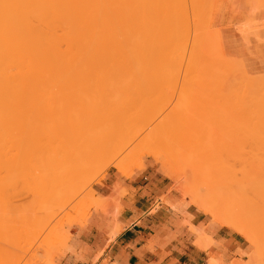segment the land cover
<instances>
[{
  "label": "bare ground",
  "instance_id": "bare-ground-1",
  "mask_svg": "<svg viewBox=\"0 0 264 264\" xmlns=\"http://www.w3.org/2000/svg\"><path fill=\"white\" fill-rule=\"evenodd\" d=\"M178 1L179 0H177V2H176V0H174L173 1L174 3H173L172 1L170 2L169 0H0V126H2V123L4 122V117H3L4 109L9 108L11 110L14 107L16 109H18L19 107H21L22 104H25V105L27 104L28 108L33 109L31 111V113H29V114L31 117L34 118L33 120L35 121V124H36L34 132H35V130H37V132L34 133V135L32 132L31 136L29 135L31 133L24 132V134L27 133L25 135V137L28 135L27 139L29 137L28 140H29V142H33L32 144H33L35 149L33 148V151L31 150V148H30L31 146H29L31 143L28 145L27 144L28 142L26 143V141H28V140L25 141L26 138L21 140V142H23L24 144L29 146L30 150H28V151H31V152H30V156H29L30 159L27 157L29 160V164L26 166L27 169H26V167L22 168V170H20L21 167L19 169V171L23 172V174L26 172L24 175V178H25L26 174L28 176L29 172L31 173V175L30 174L29 175L31 176L30 178L32 180L31 181L32 184H30L28 182H26V183L24 182V183L26 185L29 184L28 186L30 187V189L31 190L34 189L33 192L37 191L38 189L40 190V188L42 186L52 182L53 178H55V177H59V178L66 177L67 176L66 174H70V173L74 172L75 170L79 169L80 165H83L82 161H84V160L88 159V161L90 162V159H91V164H92V162H94V160H96L98 157L104 158L106 156V158L108 157L107 158V164L108 165H110L111 163L113 164L114 160H112L113 158L109 157V155L110 154H114V155L118 154V152L124 150L125 144H126L125 146H127V144H129L128 142H126V143L124 142L125 139H127V138H125L123 136L126 128L128 127L127 126L128 125V117H130L129 113L130 112L136 113L139 109L138 110L135 109L136 104H138V102H136V100H134V99H131L132 97L130 98L128 95L129 94L133 95L136 93V91L137 92L142 91L139 88L140 86L137 87V84L134 81L137 80L138 78H142V77L148 78L147 75H149L150 77L156 76L154 78H157L160 75V73H162V71H164V70L159 69V67L161 66V63L158 65V69L156 68L157 70H155V71L151 70L150 71L148 69L149 62H147V60H152V62L155 60L156 62H154V63L160 62L159 60H170L171 61V60H175L174 56H175V54H177L179 52V51L176 52L174 50L175 49L173 47L174 44L172 43V36L177 34L178 30H180L179 29L180 25L179 26L177 25L179 23V21L178 20L176 21V17H179V20H180V16H179L178 12L180 11L179 9L183 5L182 3L184 0H180L181 2L179 1V3H178ZM173 4L175 6H173ZM176 4L178 6H176ZM180 4H182V5H180ZM152 10H154V11H152ZM181 10H182V8H181ZM186 10H188V9H186ZM207 17H208V15H207ZM191 19H192V17H191ZM165 20H166V22H165ZM192 22H194V20ZM172 30L174 31L173 35L171 32ZM205 31H206V29L201 31L203 33H201V32L200 33L204 35ZM188 33H189V31H188ZM192 33H194V32H192ZM196 33H194L193 35H195V34L198 35V30ZM193 35H192V39L193 38L196 39L197 36L195 35V37H193ZM216 35H217V33H216ZM263 35H264V33H263ZM162 38L167 39V41H166L167 43L163 40L166 43V45H165V43H163V41H161ZM179 39H180V37H179ZM192 39H191V41H192ZM197 39H199V38H197ZM217 39H216V41H217ZM198 41H200V39ZM198 41H196V42H198ZM204 41H206V40H204ZM208 43H210V40L208 42H206L207 51L208 50L210 51L212 49H208V47L210 46L209 48H211V44H208ZM194 44L196 45V48L197 47L200 48V46H198L197 43L194 42ZM150 45H152V46H150ZM183 46H185V45H182V46L180 45V47H183ZM193 46L194 45H192L191 48ZM214 46H215V44H214ZM218 46L219 45H217V47ZM176 47H178V46H176ZM199 48L196 51H198V50L201 51ZM205 48L206 47H204L203 49H205ZM184 51L185 50L183 48V52ZM213 51H215V50H213ZM172 52L175 53L174 56H172L173 55ZM190 52H192V51L190 50ZM190 52H188V53H190ZM209 53H214V52H209ZM215 53H219V54H216V58H217V56H220V51L219 52L216 51ZM198 54H199V52H198ZM190 55L192 56L193 54H190ZM188 56H189V54H188ZM213 56H215V55H213ZM176 57H178V56H176ZM199 57H201V55ZM202 57H204V56H202ZM220 57L222 58L223 56H220ZM220 57L217 59L221 60ZM261 58H264V53L262 54ZM187 59H188V57H187ZM193 59H195V58H193ZM223 59H225V58L223 57L222 61H223ZM178 60H179V58H178ZM178 60H177V62L181 63V61H178ZM134 61H136L137 64L139 62L140 63L139 65L141 67L139 68L138 67L139 65L137 66V64H136L137 67L134 68L133 67L135 64ZM193 61H195V60H193ZM259 61H264V60H259ZM226 62H228V60ZM146 63L148 64V66ZM168 63H170V62H168ZM188 64H189V62H188ZM234 64H238L237 61L234 60ZM228 65H230V63ZM231 65L233 66V67L231 66L232 70H233V68H236V67H234L233 64H231ZM167 66L170 67L169 64ZM205 66H206V64H205ZM217 66H218V64H217ZM219 66H220V64H219ZM238 66L240 67L239 64H238ZM238 66H237V68H238ZM162 67H165V66L162 65L160 68H162ZM228 67H230V66H228ZM228 67H226V68H228ZM174 68L175 67L172 68L173 71H174ZM214 68L215 67H213V69H212L213 71H214ZM217 68L218 67H216L215 69H217ZM167 69L169 70L170 68H167ZM229 69H231V68H229ZM236 69H235V71H236ZM212 70H210V68H209V72ZM227 70L228 69H226V71ZM173 71H171V72H173ZM185 71H186V69H185ZM198 71H200V70H198ZM220 71H222V69ZM155 72H156V74L153 75V73H155ZM168 72L171 74L170 71H167V73ZM164 73H165V71H164ZM222 73H223V71L220 72V74H222ZM227 73H229V72H227ZM234 73H236V72H234ZM150 74H152V76ZM170 74H168V75H170ZM195 74H199V73H195ZM204 74H205V72H204ZM165 75L167 76V74H165ZM212 75H215V73H212ZM223 75H226V72ZM185 76H187V75H185ZM196 76H195V79H196ZM228 76H230V75H228ZM207 77L211 78V75L207 76ZM257 77L258 78H255L256 80L253 79L252 77H247L246 81L242 80L246 84H244L243 86L241 85L243 88L241 89L240 93L237 94L238 96L236 95L237 92H235L234 97L239 98V101H240L239 105L241 106L244 103V105H243L244 107L243 106L239 107V109L241 108V110L243 108V110H242L243 115H242L241 111L239 112V110H237V111L233 110L235 112L232 111L231 117L233 118V116H234L235 118H237L238 123L235 120H232V119L228 120L227 119L226 120L227 123L225 122V124H224L223 121L225 119L224 120H222V119L225 116H227V118H228L230 116L229 114L231 113V111L229 112L227 109V111H228L227 114L229 113L228 114L229 116H228V115H226V111L223 108H221V111H219L220 106L217 109L218 111L216 110L217 112H219L218 114H220V112L222 113V110H223V113H225V114H222V115H225L223 118L219 117V118H221L220 123H216V124L218 126H220V124L223 123V126H221V127H224L226 125V127L228 126V128L229 127L233 128L232 129L233 132L231 134L235 135L234 132H236V134H237V132L239 134L243 133V134L239 135L240 139H241V135H242L243 142H248L250 144V147H252L250 151H253L252 149H254V147H255V149H257L256 143L260 141L259 140L260 139V136H259L260 133H259L258 128L260 126H264V99H263L264 98V87L259 89L258 86L255 85L254 89L246 90L250 86L251 80H252V82L256 81V83L262 82L264 84V75L263 76H257ZM213 78H215V76ZM220 78H222V77H220ZM220 78H218V79H220ZM216 79H217V76H216ZM218 79H217V82H219ZM225 79L223 78V81H222L223 83H221V84H224V80H225V82L227 81L226 77H225ZM235 79H236V77H235ZM192 80H193V78H192ZM214 80L213 79L210 80V83ZM221 80L222 79H220V82H221ZM235 81H236V83L232 82V84L235 83L234 87H236L235 85L237 84L238 80H235ZM179 82H181V81H179ZM188 82H189V80H188ZM239 82L241 83L240 80H239ZM241 84H243V83H241ZM181 85H182V83H181ZM214 85H215V83H214ZM195 86H197V85H195ZM225 86L229 87L230 83H229V85H225ZM213 87H216V86H212V89H213ZM232 87H230V88H232ZM222 88H224V87L222 86L221 89ZM228 89L229 88H227V90ZM234 89L237 90V88H234ZM166 90H167V87H166ZM208 90H211V88L210 89L208 88ZM224 90H226V89H224ZM232 91H234L233 88L231 89V92ZM237 91L239 92V89ZM188 92H189V90H188ZM225 93H226V91H225ZM228 94H230V93L228 92ZM233 94H234V92H233ZM225 95H224V97H225ZM179 96H180V98L182 97V99H183L182 95L179 94ZM201 96L205 97L206 94H205V96H203V95H201ZM157 97H159V96H157ZM129 98L131 100H133V102L131 100L129 101ZM231 98H233V97H231ZM196 99H199V98H196ZM241 99L243 101H241ZM186 100H185V98H184V100H182V101H185V103H186V104L183 103L185 105V106H183L184 107L183 109L185 111L184 113L187 112L186 115L181 114V112L183 111L182 107L181 108L179 107L181 105V103L178 107H175V105H178V102L176 101L177 104L174 105V103H173V105L175 108H178V110H174L175 108L173 109V107H172V110L175 113L173 111H170L169 108H168V110L170 112L167 110L169 114L165 113L167 111L161 110L164 113L162 112L160 116L157 115L158 117L155 118L156 123L154 122L152 124L154 126H150V125L147 126V128L151 127L149 132H146L149 128L148 129L146 128V130H144L141 127L145 131V133L143 134L144 138H148L151 136L154 137L156 134V133H154V131L157 133L164 132L163 134H165L164 130L167 131L169 128H173V127L175 129L177 128L176 131L174 130L175 132H177V131L179 132L181 129H183L182 131H180V134H182V132H186V131L190 132L192 130V128H194V127H192L190 129V127L193 125V123L194 124L196 123V122H194V120L198 119L197 121L199 123L200 122L199 120L204 119L203 118L204 115L201 114V113H203L202 111H200L201 113L198 112L199 113L198 115H203L202 116L203 119H200L201 117L199 116L200 117L199 118L196 114L195 119L193 118L194 120L192 123L191 121H192V117H194V115L190 112L191 108H189V105H188V107L186 106L188 103H190V102H188L187 98H186ZM206 100H210V99H206ZM218 101H220V100L218 99ZM174 102H175V100H174ZM180 102H181V99H180ZM225 102H226V99H225ZM130 103H131V105H130ZM212 104H207L210 106V109L212 108L211 107ZM200 106H203L202 103L200 104ZM164 107H165V105H164ZM185 107H187L188 109L185 110L186 109ZM215 107L216 106H214V104H213L214 109H215ZM166 108H167V105H166ZM189 109H190V111H189ZM204 109H206V108H204ZM210 109H209V112L211 111ZM134 110L136 112H133ZM156 110L158 113L160 112V111H158V109H156ZM156 110H154V111H156ZM164 110H166V109H164ZM198 110H200V109H198ZM139 112L143 118H144V115L147 114V116H148V113H149L147 110H146V112L139 110ZM172 112L177 117L174 116L172 114ZM188 112L190 115L188 114ZM192 112L194 114L196 113V111H192ZM33 114L34 115L37 114V115L34 116ZM38 114H39V116H38ZM179 114H181V115H179ZM210 114L211 115L215 114L212 119H215L217 117V115H216L217 113H214V110H212L210 113H208L209 118H210ZM133 115L134 114H132V116H131V118L133 117L132 121H133V119L140 118V117L135 118ZM188 115H189V117H188ZM163 116H165V117L162 118V120H160V118ZM185 116H187V118ZM190 116H191V119H190ZM169 117L170 118L173 117L172 118L173 120L172 119L170 120L172 122L171 125H168L170 123ZM175 117L179 118L180 120L176 119ZM184 117L186 119L189 118L191 120L190 124L187 123L189 121H184L185 120ZM145 118H148V117H145ZM151 118L147 121L148 123L146 122L147 124H149L151 122V120H153ZM157 118L161 123L158 122ZM207 118H205L204 120L210 121L209 124H211L213 120H211V119L207 120ZM219 118L217 117V119H219ZM241 118H242V121L240 120V122H242V124L239 123V120H238ZM181 119H184V120L180 124ZM162 121H163V123H162ZM233 121L235 122L234 123L235 127H237V125H239L238 127L242 129V126H243L242 130H244V131L239 129L242 131V132H239V130L237 131L236 128H234V126L231 127V125L233 124V123L231 124V122H233ZM140 122H141V120H140ZM166 123H167V125H165ZM177 123H179V124H177ZM183 123H186V124H183ZM191 123H192V125H191ZM155 124L156 125L158 124V126H155ZM163 124H164V126H163ZM173 124H175V125H173ZM212 124L214 125V121ZM212 124H211V126H212ZM124 125H126V126H124ZM180 125H181V127H180ZM184 125H188V127H186ZM195 125H197V128H199L198 125L200 126L201 122L199 124L196 123ZM217 125H214V126H217ZM123 126L125 127V130H124ZM161 126L168 127V128L162 129ZM170 126H172V127H170ZM175 126H178V127H175ZM154 127H156V128H154ZM40 128H42V130ZM153 128L155 130H153ZM187 128H189L190 131L187 130ZM39 129L41 130L40 132H38ZM122 129L124 130V132ZM159 129H161V130H159ZM210 129H211V127H210ZM212 129H213V127H212ZM230 130L228 132H231ZM168 131L170 132V129ZM172 131H173V129H172ZM193 131H194L193 134H195V132H197L196 127H195V130L193 129ZM169 132H168V134H169ZM187 132L185 133V135L187 134ZM213 132H214V130H213ZM151 133L153 135H151ZM135 134L136 133H134V135ZM180 134H178V135H180ZM190 134H192V133L190 132ZM227 134L231 135L230 133H227ZM218 135H220V136H218ZM36 136H41L40 137L41 139L39 137H37V139H36L37 143H35L36 140H35V142L33 141L36 138ZM180 136L183 139L184 136H182V135H180ZM180 136H178V137H180ZM195 136H196V134L193 137H195ZM214 136L215 135H213V137ZM221 136H222L221 134H217L215 136V138L220 137L219 139L221 141H219V142H223V138H226L228 135L222 136V138H221ZM31 137H35V138L33 139ZM233 137H231V139L228 137L227 138L230 141V140H232ZM175 138H177V137H175ZM215 138H213V140ZM131 139H132V137H131ZM182 139H181V141H182ZM195 139L192 138L193 141ZM217 140H218V138H217ZM44 141L46 144L44 143ZM129 142H130V140H129ZM215 142H213V143H215ZM23 143H21V144H23ZM34 143L37 145H34ZM41 143H44L45 147L43 146V144L41 145ZM19 144H20V141H19ZM21 144H20V147H21ZM27 146L25 147V149L20 148V150L22 149V151H21L22 153H24L23 151L28 152V151H26V149L28 148ZM190 148H191V146H190ZM188 149H189V145H188ZM207 149H209L208 153H207ZM180 150H182V149H180ZM186 152H189V150H187ZM192 152H194V151H192ZM201 152H202V154L200 153V155L202 157L204 156V159L200 155H197V156H200L201 157L200 159H202V160H201V163H199L200 159L196 158V160H198V163L203 165V166L205 164V167H206V165L209 164L208 161H210L209 160L210 158H206L207 159V161H206L205 157H210V155H209L210 154V147L205 148ZM190 153H191V151H190ZM204 153H207V156H206V154L204 155ZM27 154H29V153H27ZM158 154L160 157V152H158ZM249 154H247L245 156L250 157V156L254 155L255 157H252V158H256V155H255L256 151L252 152L250 154V156H249ZM191 155H192V153H191ZM194 155H196V154H194ZM246 157H244L245 159H243V160L246 161V163H248V161H247L248 159ZM222 160H224V159H222ZM202 161H204V162L206 161V162L204 164H202ZM254 161H256V160H252L248 163L250 165L249 168H251L252 169L251 172H253L254 167L256 165H258L255 167V168L258 167V171H257V169L254 170L253 175H252V173H251V175L247 174V173H250L249 172L250 170L248 168V170H249L248 171L245 168L248 166V164H246L244 162V164H245L244 168H245V175L246 176L244 178L241 177L243 179H240L239 183H237V184H235V181H234V185H238V187L232 185L234 188H236V189L238 188L237 190L240 193H238L237 191H236V193H238L239 195L241 194L240 196L242 199L240 202H241L242 206H245V207H242L240 205H238V207H234L231 204L232 202L230 203L231 204L230 205L229 200H228L229 198H227L228 196H226V197L223 196L224 193L220 194L221 195L220 198H219V196H216L217 193H216V195L214 194V198H215V196L218 198V200L215 199L216 202L217 203L220 202L219 205L221 207L219 206V209H217L218 204H216V203H215V207H213L214 205L212 206L211 203L208 204L209 201L213 202L212 201L213 200L212 195H209V193L211 192L210 186L213 184V181L215 179H216V181H215L216 183H218V182L220 183L222 181H225L224 180L225 176L222 175L223 178H221L222 176L221 177L219 176L220 173H222V172L219 173V171L215 169L214 171H216V172L218 171L219 175L217 173H215V174H217L220 178H218V176L215 175L216 178L213 176L215 178L214 180L212 179L213 181L210 179V177L212 175L208 179H206V177L204 180L201 178L202 174L199 175L200 172H198L199 169L197 168L199 165L196 167L198 170H196V171L194 170L195 172L193 170L190 172L188 169L187 170L189 171V173L186 172L188 174V176L190 173L192 175V174H195L197 172L196 174L199 175L198 177L196 176L198 178V182H196V181L195 182L197 185L202 183L200 185L201 188L204 186L202 190H205V192L202 191L203 192L202 193L200 191L201 195H199L200 194L199 193L198 194L199 196H197L196 193L199 190L197 191L198 188L196 189L197 186L195 187V185H194L193 188H195V189H193V192L190 191L191 195H192V193H194V195H192L193 200L196 199V197H194V196H197V197L202 196L203 198L206 197L203 195L211 196V199H212V200L211 199L209 200L210 197L209 198L206 197L205 201H208V202H205L204 199H202V197H201L200 201H198L197 200L198 198H197L196 200H194V202L198 201L199 203H201L200 207L206 213L211 215L213 220H215L219 224L233 230L234 232L239 234L241 237H243L246 241H248L249 243H251L254 246V250L250 253L249 260H248V262H246V264H256L258 262L260 255H261L262 247H261L260 240L258 239L256 233L250 228L249 221L238 220V218L242 214L243 208H246L248 213H250L251 218L254 221L258 222L259 225H261L260 227L264 228V176L260 174L261 168H260L259 161H258V163L255 162L256 165L254 164ZM86 162L84 161L85 165H86ZM105 162H106V160H105ZM219 162H222V161H219ZM251 162H252V167L250 164ZM161 163L163 164V162H161ZM107 164L105 166H107ZM195 164H197V163H195ZM223 165H221V166H223ZM112 166L119 167L120 165H118V163H116V164L114 163ZM243 166H241V168H243ZM193 167H195V166H193ZM30 168H31V170H30ZM120 168H121V166H120ZM189 168L192 169V166ZM25 169H26V171H25ZM173 169H175V168H173ZM221 169H224V167ZM221 169L219 168V170H221ZM170 170H171V168H170ZM206 170H207V168H206ZM242 170L240 169V171H242ZM246 170L248 171L247 173H246ZM224 171H226V172H224ZM175 172H177V171H175ZM175 172H173V171L167 172V174L175 176V177H179L178 174ZM209 172H208V174H209ZM223 172H224L223 174L226 173L225 174L226 176L229 173L231 174V171H228V169H226V168L223 170ZM227 172H229V173H227ZM186 173H184L185 178L187 177ZM211 173L214 174V172H212V171H211ZM191 175H190V178L188 177L186 179H188V180L191 179L192 178ZM71 176H72V174H71ZM231 176L232 175H230V177ZM241 176H243V175H241ZM68 177H70V175H68L67 178ZM199 177L201 178V183L199 182V180H200ZM228 177L229 176H227V178ZM193 178H195V175L193 176ZM193 178H192L193 182L189 181V184L195 183ZM71 179L69 180V178H68L67 181L69 180L70 182H72ZM219 179H221L222 181L221 180L219 181ZM0 180L2 181V178H0ZM202 180H203V182H202ZM226 180H228V181L223 182V183H225L224 185H226V183L229 182V178ZM230 180L232 181L233 178L231 177ZM1 181H0V183H1ZM27 181H30V180L27 179ZM210 182H211V185H210ZM219 183H218V185H219ZM186 186L187 187L185 189L188 190L187 189L189 187L188 184H186ZM183 187H184V185H183ZM224 187H222L223 190L225 188H227V187H225V188ZM183 189H182V191H183ZM189 189L192 190V188H189ZM38 191L35 193H38ZM194 191H196V192H194ZM89 193L91 194V191ZM230 193H228V195ZM232 193H235V192H232ZM218 195H219V193H218ZM98 197L100 198V196H98ZM229 197H231V196H229ZM232 197H234V196H232ZM236 197H238V195H236ZM102 199H103V197H101V200ZM87 200H88V198H87ZM95 200H97V199H95ZM190 200H192V199H190ZM232 201H234V200H232ZM88 202H89V200H88ZM92 202L96 204L97 201H92ZM92 202L90 201V203H92ZM85 203H86V201H85ZM3 204H4V202H3ZM3 204H1V205H3ZM83 204L84 203H82V205ZM212 204H214V202ZM177 205L179 206L180 204L174 205L173 206L174 210H175V208H178V207H176ZM4 207L6 208L7 205ZM179 207H182V206H179ZM178 209H180V208H178ZM5 210H4V212H5ZM220 210H222V212ZM106 214H107V212H106ZM17 215L23 216L24 214L21 215L19 213ZM107 215H109V214H107ZM113 215L114 214H112V216ZM7 216H9V215L7 214ZM26 216L27 215L25 214L24 217H26ZM32 219H31L32 220L31 222L34 223L33 221H35V218L33 217ZM0 220L2 221V219H0ZM109 220H110V218L108 219V221ZM28 222H29V220H28ZM31 222H30V224L33 225ZM110 222H109L110 227L108 229L109 239L112 238L115 233L120 232V230L122 229V224L118 223V221H116L115 218H114V220H111ZM0 227H1V225H0ZM1 228H3V227H1ZM13 228H14V226H13ZM194 230H196V229H194ZM197 231L199 232L200 230H197ZM197 231H196V233L198 234ZM7 233H5V234H7ZM199 234H200V232H199ZM200 235L199 236L202 238V241H200L201 238L199 239V237H198V240L196 241V243H197L198 247H204L207 245L208 238L206 235L202 234V232ZM203 239L204 240L207 239V241H204ZM218 261L219 260H217V259H211L210 264H220V262L218 263ZM242 264H244V263L242 262Z\"/></svg>",
  "mask_w": 264,
  "mask_h": 264
},
{
  "label": "rangeland",
  "instance_id": "rangeland-1",
  "mask_svg": "<svg viewBox=\"0 0 264 264\" xmlns=\"http://www.w3.org/2000/svg\"><path fill=\"white\" fill-rule=\"evenodd\" d=\"M169 1L173 2L174 0H169ZM179 1H178V3H179ZM208 1L207 0H198V1L197 0H193V1L192 0H184L182 3L183 5L180 4V5H182L179 9L180 11L178 12L179 16H180V20H179V17H176V21L177 20L179 21V23L177 25L178 26L180 25L179 26L180 30H178L177 34H175V35H173L174 31L173 30L171 31L172 35H173L172 36V43L174 44L173 47L175 48V49L174 48L173 49L176 52L179 51L177 53L178 55L175 54L174 53L175 51L173 50L174 52H172L173 53L172 56H174V54H175V56H174L175 60H171L172 62L170 60H159L160 62L154 63V62H156L155 60L153 62H152V60H147V62H149V66L147 63L146 64H147L148 69L150 71L151 70L152 71L157 70L158 65L161 63V66L164 65L165 67L160 68L161 67L160 66L159 69L164 70L165 73H164V71H162V73H160V75L157 78H154L156 76L153 77L152 74H150L152 77L147 75L148 78L150 77L149 78L150 80L148 78L142 77V78H138L137 80L134 81L137 84V87L140 86L139 88L143 92L142 91H138V92L136 91V93L133 95L132 94L130 95L128 93L129 94L128 96L130 98L132 97L131 99H134V100H136V102H138V104H136V108H135L136 110L139 109V110H142L145 112L147 110L149 113L147 112L148 116L145 113L146 115H144V118L140 115L139 110L137 112L135 110L133 111L136 113H132V112L129 113L130 117H128V125L126 124L128 127L125 130L124 126H126V125L123 126L125 132L122 129L124 132L123 136L125 138H127V139L124 138L125 139L124 142L125 143L128 142L129 144H127V146H125L126 145L125 144L124 147L126 149L124 148V150L118 152V154H116V155L110 154L109 155V157H112L113 158L112 160H114L113 164L118 163V165H120L121 168H120V166L119 167L112 166L113 165L112 163L110 165H108L107 164V158L108 157L106 158V156L104 158L98 157L97 158L98 160L97 159H96L97 161L94 160V162H92V164H91V159H90V162L87 159V160H84L85 162L87 161L86 165L84 164V161H82L83 165H80L79 169L75 170L74 172H72L70 174H66L67 176L70 175V177H68V178H69V180L72 178L71 179L72 182H70L69 180L67 181V179H68L67 176L63 177V178L62 177L61 178L55 177V178H53L52 182L45 184L44 186H42L40 188V190L38 189L39 190V191L37 190L38 193H35L37 191L33 192L34 189L31 190L30 187L28 186L29 184L28 185L25 184L26 182L32 184L31 183L32 180L30 178L31 173L29 172V174H30V175L28 174L29 177L26 174V176L24 178V175L26 172L23 174V172L19 171L20 167H21L20 170H22V168L26 167L29 164L28 158L30 159L29 156H30V152H31V151H28V150H30L29 146H31L30 148L32 151L34 148V146L32 144L33 142H29V140H28L29 137L27 139L28 135L25 137V135L27 133H31V134H29L31 136L32 132H33V135H34V133L37 132V130H35V132H34V129L36 127L35 121L33 120L34 118L31 117L29 114V113H31V111L33 109L28 108L27 104L26 105L22 104L21 107H19L18 109H16L15 107L12 108L11 110L9 108H6V109L3 108L4 109V111H3L4 122L2 123V126H0V132H1L0 133V178H2V181L0 180L1 181V183H0V203L3 204V202H4L5 205L0 204V208H1L0 209V211H1L0 212V219H2V221L0 220V225H1V227H3V228L0 227V233H1L0 234V264H75V263L81 264V261L75 259V255L68 251V246L73 244V242L75 241V236L77 237V239H78L77 243L79 244V248H77V251L80 252V251H82V248H86V244H85L86 243V238H85L86 235L83 234L82 230L89 224L91 218L96 217V218H98L99 221H104V222H107L108 224L111 220H114V218L115 219L117 218V211L115 210V206H116V203L118 202V197L121 196L122 194H124L125 190L123 189V186H122L120 181L115 182L113 187L110 188L111 177L113 176L116 179L128 178L131 176V174L133 172H135L137 170H144L146 168H148L150 172H153L158 177H165L167 179L166 184L170 186L171 198L161 196L159 198V200H157L155 202L154 207H157L159 205V203L162 202L166 206L170 207L171 210H173L175 213H177V215L179 216L180 227L183 229L184 232H188V234L191 235V238H192L195 246H197L196 241L198 240V237H199V239L201 238L200 234L202 232V234L206 235L208 240L211 241L209 243V245L211 247H217L218 243H216L215 240L213 239L211 232H213L214 230H217V228H219V227H222L225 229V231L232 232L235 236H238L239 239L237 238V240L239 242H241L242 244H241V250H233V251H230L229 253H224L222 258L217 259V260H219L218 263L220 262V264H242V262H243L244 264H246V262H248L249 255L254 250V246L251 243H249L248 241H246L239 234L234 232L233 230H231V229L219 224L215 220H213L211 215L206 213L200 207L201 203H199L198 201L201 200L200 198L202 196H200V197H197V196L201 195L200 191L205 192V190H202L204 186L202 185L203 186L202 188L200 186L202 184L201 178L203 180L205 179V177H206V179H208L212 175L210 177V179L214 180L216 178V176L219 175L218 174V171H219V173L222 172V173H220L219 176L221 177L223 175L226 178L224 177L225 181H222L221 179H219V181L220 180L222 181L220 183L218 182L219 185H218V183L215 182L216 179L214 181L212 180L213 184L211 185L212 181L210 180L211 181L210 182V185H211L210 191L211 192L209 193V195H212L213 200L211 199V196H207V195L202 194L203 196H206L208 198L210 197L209 200L211 199L214 202V204H212L213 202H211V201H209V202L205 201L206 197H204V198L202 197V199H204L205 202H208V204L211 203L212 206L214 205L213 207H215V203L218 204V206L216 205L218 208L217 207L216 208L219 209V206H220L219 203L220 202L219 201H218L219 203L216 202V200H218V198L216 196H219V198H220V196H221L220 194L224 193L223 196H225V197L228 196L227 198H229L228 199L229 204L232 202L231 204L234 207H238V205L242 206V204L240 202L242 199L240 196L241 194L240 195L238 194V193H240L237 190L238 188L236 189L233 187V186L238 187V185H234V181H235V184H237V183H239L240 179H243L246 176L245 175V168L248 170V168L250 167V165L248 163L252 160H256V161H254L255 165L259 161L260 168H261L260 174L264 176V126H260L258 128L259 133H260L259 134V136H260L259 140L260 141L256 143L257 149H255V147H254V149H252L253 151H250L252 148V147H250V144L248 142H243L242 135H241V139H240L239 135L243 134V133L239 134L237 132V134H236V132H234L235 133V135H234V134H231L233 132V130H232L233 128H230V127L228 128V126L226 127V125L224 127H221V126H223V123H221L220 126H218L216 124V123H220L221 118H219V117L223 118L225 116V115H222V114H225V113H223V110H222V113L220 112V114H218L219 112H217L218 111L217 109L219 106H220L219 111H221V108H223L226 111V115L229 114V113L227 114L228 111L229 112L231 111V113L229 114L230 116L228 115L229 116L228 118H227V116H225L222 119V120L225 119L223 121L224 124H225V122L227 123V121H226L227 119L228 120H231V119L235 120L238 123L237 118H235L234 116H233V118L231 117L232 111L233 110H235V111L239 110V112L241 111V113H242L243 108L241 110V108L239 109V107H242L244 105V103L241 106L239 105L240 104L239 98L234 97L235 92H237L236 95L240 93L241 89L243 88L242 86L244 84H246L243 81H246L247 77H252L253 79H255V78H258L257 76H263L264 75V61H258L257 63H248V64L243 66V63L240 59L230 57L229 55H227L224 51V46H223V31L226 28H234L237 30V32L244 34L247 38L250 37V35H255V36L259 35V39L262 41V43L264 45V35H263V33H264V20H258V18H257L260 15L258 13L259 11H263V13H264V0H210L209 1L210 3ZM176 2H177V0H176ZM177 4H176V6H178ZM173 6H175V5L173 4ZM181 8H182V10H181ZM186 9H188V10H186ZM152 11H154V10H152ZM207 15H208V17H207ZM191 17H192V19H191ZM193 20H194V22H192ZM165 22H166V20H165ZM205 29H206V31L204 32L205 34L204 35L201 34V33H203L201 31L205 30ZM197 30H198L199 36L196 35ZM188 31H189V33H188ZM192 32L196 33L195 34L197 36L196 39L199 38L200 41H198L199 39H197V40L195 38L192 39V35L194 34ZM216 33H217V35H216ZM195 35H193V37H195ZM179 37H180V39H179ZM191 39H192V41H191ZM203 39L206 41H204ZM216 39H217V41H216ZM163 40L165 42L167 41L166 38L161 39V41H163ZM180 40L181 41L183 40V41L181 42ZM209 40H210V43H208V44H211V48H209L210 46L208 45L209 46L208 49H212V50L207 51L206 42H208ZM164 41H163V43H165ZM196 41H198V42H196ZM194 42L197 43L198 46H200V48L199 47L196 48V45L194 44ZM166 43H165V45H166ZM214 44H215V46H214ZM152 45H150V46H152ZM180 45L181 46L185 45V46L180 47ZM192 45H194L193 46L194 48L193 47L191 48ZM217 45H219V46L217 47ZM176 46H178V47H176ZM204 47H206V48L203 49ZM183 48L185 50L184 51L185 53L183 52ZM198 48L201 51H199V50L196 51ZM190 50L192 52H190ZM213 50H215V51H213ZM216 51H218V52L220 51V56H223L225 59L226 58L227 59L226 60L223 59V61H222L223 57L221 58L220 56H217V58L220 57L221 60L217 59L216 54H219V53H215ZM188 52H190V53H188ZM198 52H199V54L201 53L200 54L201 57H199L200 55L198 54ZM209 52H214V53H209ZM188 54H189V56H188ZM190 54H193V55L191 56ZM212 54L215 56H213ZM176 56H178V57H176ZM202 56H204V57H202ZM187 57H188V59H187ZM178 58H179V60H178ZM193 58H195V59H193ZM177 60L181 61V63L177 62ZM193 60H195V61H193ZM227 60H228V62H226ZM234 60L237 61V63L240 65V67L238 66V64H234ZM260 60H264V58H260ZM167 61L170 63H168ZM188 62H189V64H188ZM134 63H135L133 66L134 68L140 64L139 62L137 64L136 61H134ZM167 63L169 64L170 67L167 66L168 65ZM229 63H230V65H228ZM136 64H137V66H136ZM205 64H206V66H205ZM217 64H218V66H217ZM219 64H220V66H219ZM231 64H233L234 67H236V68L238 66V68L237 69L233 68V70H232L233 66ZM227 65L230 67H228ZM138 67L140 68L141 66L139 65ZM166 67L170 68V69L168 70ZM173 67L176 68V69L174 68V71L172 70ZM213 67H215V68L218 67L220 70L222 69L223 73L220 74V72H222V71H220L218 68L217 69L214 68V71H213L212 70ZM226 67H228V68H226ZM209 68L212 71L209 72ZM229 68H231V69H229ZM185 69H186V71H185ZM226 69H228V70L226 71ZM235 69H236V71H235ZM198 70H200V71H198ZM167 71H170V72L173 71L174 73L171 72V74H170L169 72L167 73ZM156 72L153 73V75L156 74ZM204 72H205V74H204ZM225 72H226V75H223V74H225ZM227 72H229V73H227ZM234 72H236V73H234ZM195 73H199V74H195ZM212 73H215V75H212ZM165 74H167V76ZM168 74H170V75H168ZM185 75H187V76H185ZM210 75H211V78L207 77ZM228 75H230V76H228ZM195 76H196V79H195ZM214 76H215V78H213ZM216 76H217V79L222 77V78H220V79H222L221 82H220V79H218L219 82H217ZM225 77L227 78V81H226L227 83L225 82V80H226ZM235 77H236V79H235ZM192 78H193V80H192ZM223 78L225 79L224 80V84L226 83L225 85H229V83H230L229 87L225 86L224 84H221V83H223L222 82ZM209 79L210 80L215 79V80L210 83ZM188 80H189V82H188ZM235 80H238L237 84L235 85L236 87H234V84L236 83ZM239 80L243 84H241L239 82ZM179 81H181V82H179ZM232 82H235V83L232 84ZM181 83H182V85H181ZM214 83H215V85H214ZM195 85H197V86H195ZM255 85H257L259 89L264 87V84L262 82L256 83V81L252 82V80H251V84L246 90L254 89ZM212 86H216V87H213V89H212ZM222 86L224 88L221 89ZM166 87H167L168 91L166 90ZM230 87H232L234 91L231 92L232 88H230ZM208 88L209 89L211 88V90H208ZM227 88H229V89L227 90ZM234 88H237V90L239 89V92ZM224 89H226V90H224ZM188 90H189V92H188ZM225 91H226V93H225ZM227 91L230 94H228ZM233 92H234V94H233ZM179 94L183 96V99H182V97L180 98ZM205 94L207 97L209 95L210 96L207 98L205 96ZM201 95H203L205 97H202ZM224 95H225V97H224ZM157 96H159V97H157ZM195 97L199 98V99H196ZM231 97H233V98H231ZM130 98H129V101L131 100ZM184 98H185V100L187 98L188 102H190L186 106L188 107V105H189V108H191V111H190V109H189V111L194 115V117H192V121H191L190 120L191 116H190V119L189 118L186 119L187 116H185L186 117V118L184 117L185 120L181 119L180 124L183 122V120L189 121V122H187L188 124H190V121L193 123V120L195 119L196 114L198 117L199 116L201 117V118L199 117L200 119H203V118L205 119L207 117L209 118L208 113H210L212 110H214V113H217L216 115L219 119H217L216 116H215L216 117L215 119H212L215 114L214 115L210 114V118L209 119L207 118V120H210V119L213 120L214 125H217V126H214L212 124L213 121L211 123L212 124V126H211V124H209L210 121H206L203 119L204 121L199 120L201 122V125L200 126L198 125L199 128H197V125H195V124L196 123L199 124L200 122L198 123V121H197L198 119H195L194 122H196V123L195 124L193 123V125L191 123L192 126L190 125L191 126L190 129L192 127H194V128H192L191 131L189 128H187V130H189L192 134H190V132H187L186 130H185L187 132L186 135H185L186 132H182V134H180V131H182L183 129H181L179 132L178 131L175 132L177 130V128L175 129L173 127V128H169L170 132L168 131L169 129L167 130L169 132V134L166 130H164L165 134H163L164 133V132H162L163 130L161 131L162 133H157L154 131V133H156L154 137L151 136L148 138H144L143 134L145 133L144 130H146L147 126L148 125L154 126L152 124L154 122L156 123L155 118L158 117L157 115L160 116L161 113L163 111H167L168 108L170 111H173L172 107L174 109L175 107H178L181 103V105L179 107L180 108L182 107L183 111L181 109L180 110L183 113L180 110L179 111L181 112V114L186 115L187 112L184 113L185 111L183 109L184 108L183 106H185L183 103H185V101H182V100H184ZM180 99H181V102H180ZM206 99H210V100H206ZM218 99L220 101H218ZM225 99H226V102H225ZM174 100H175V102L176 101L178 102V105H175V104H177V102L175 103ZM131 101L133 102V100H131ZM241 101H243V100L241 99ZM173 103H174L175 107H174ZM199 103L200 104L202 103L203 106H200ZM212 103L214 104V106H216L215 109L213 108ZM207 104H212V106H211L212 108L210 109V106ZM130 105H131V103H130ZM164 105H165V107H164ZM166 105H167V108H166ZM187 107H185L186 108L185 110L188 109ZM203 107L206 109H204ZM156 109H158V111H160V112L158 113ZM164 109H166V110H164ZM198 109H200V110H198ZM209 109L211 110L210 112H209ZM227 109H228V111H227ZM154 110H156V111H154ZM161 110H163V111H161ZM174 110H178V108H175ZM168 111L165 113H168ZM192 111H196V113L194 114ZM200 111H202L203 113H201ZM235 111H233V112H235ZM173 112H172V114H173ZM198 112H200L204 116L198 115L199 114ZM131 113L134 114L133 116L135 118H137V117H140V118L133 119V121H132L133 117L131 118V116H132ZM181 114H179V115H181ZM188 114H189V112H188ZM35 115H37V114H35ZM189 115H188V117H189ZM242 115H243V113H242ZM38 116H39V114H38ZM174 116H176V115H174ZM202 116H203V118H202ZM145 117H148V118H145ZM164 117L165 116L161 117L160 120H162V118H164ZM150 118L153 119V120H151L152 123L150 122L151 124L150 123L147 124L148 123L147 121ZM172 118H170L169 121ZM176 119L180 120L179 118H176ZM140 120H141V122H140ZM157 120H158V118H157ZM238 120H239V123L242 124V122H240V120L242 121V118L238 119ZM158 122L161 123L159 120H158ZM162 123H163V121H162ZM171 123L172 122L170 121V123L168 125H171ZM234 123H235L234 121L231 122V124H232V125L230 124L231 127L234 126ZM175 124H173V125H175ZM177 124H179V123H177ZM183 124H186V123H183ZM165 125H167V123ZM155 126H158V124L157 125L155 124ZM163 126H164V124H163ZM163 126H161L162 129L168 128V127H163ZM184 126L188 127V125H184ZM238 126L239 125H237V127ZM170 127H172V126H170ZM175 127H178V126H175ZM180 127H181V125H180ZM195 127L197 129V132H195L196 136L193 137L195 135V134H193L194 133L193 129L195 130ZM210 127H211V129H210ZM212 127H213V129H212ZM237 127L234 126V128H236L237 131L239 129H241V128H239V127L237 128ZM148 128H147L148 130L146 132H149L151 127H148ZM154 128H156V127H154ZM154 128H153V130H155ZM40 129L42 130V128H40ZM40 129L38 132L41 131ZM172 129H173V131H172ZM242 129H243V126H242ZM159 130H161V129H159ZM213 130H214V132H213ZM229 130L231 132H228ZM241 130H239V132L244 131V130H242V131ZM24 132H27V133L24 134ZM134 133H136V134L134 135ZM227 133H230L231 135H229ZM178 134L184 136L183 139ZM217 134H221L222 136L228 135L227 137L230 139H231V137H233V136L234 137L230 141L226 137L227 139L223 138V142H219V141H221L219 139L220 137H217L218 140H217V138H215V136ZM151 135H153V134L151 133ZM213 135H215V136L213 137ZM178 136H180L181 138ZM218 136H220V135H218ZM222 136H221V138H222ZM37 137L40 138L41 136H36V138L35 137H31V138H33V139L35 138L33 140L35 142ZM131 137H132V139H131ZM175 137H177V138H175ZM24 138H26L25 141L28 140V141H26V143L28 142L27 143L28 145L31 143L29 146H27L26 144L21 142V140H23ZM192 138H194V139L196 138V139L193 141ZM213 138H215V139L213 140ZM128 139L130 140V142ZM181 139H182V141H181ZM19 141H20V144L23 143V144H21V147H20ZM213 142H215V143H213ZM35 143H37V140ZM35 143H34V145H37ZM44 143H45V141H44ZM44 143H41V145L43 144V146H44ZM188 145H189V149H188ZM26 146L28 147L26 149V151H28V152L23 151L24 153H22L21 152L22 149L20 150V148L25 149ZM190 146L192 149L190 148ZM207 147H210V154H209L210 157H205V159L210 158L209 159L210 161H208L209 164L207 163L208 165H206V167H205L204 163L207 161V159L205 162L202 161V164H204V166L199 164V163H201V160H202V159H200L202 157L200 155V153L202 154L201 151H203ZM180 149H182V150H180ZM187 150H189V152H186ZM208 150L209 149H207V153H208ZM190 151H191L193 156L191 155ZM192 151H194V152L196 151V152L194 153ZM254 151H256V154H255L256 158H252V157H255L253 154H252L253 156H250V154ZM158 152H160V157H159ZM27 153H29V154H27ZM193 153L196 155H194ZM207 153H204V155L206 154V156H207ZM246 153L247 154L250 153L249 156L251 158L246 157L245 156V155H247ZM197 155H200L201 157L197 156ZM244 157H246L248 159L247 160L248 163H246V161L243 160V159H245ZM196 158L200 159L199 163H198V160H196ZM202 158L204 159V156ZM222 159H224V160H222ZM105 160H106V162H105ZM218 160L222 161V162H219ZM161 162H163V164ZM244 162L246 164H248L247 167H245ZM195 163H197V164H195ZM106 164H107V166H105ZM250 164L252 167V162ZM221 165H223V166H221ZM191 166H192V169L189 168ZM193 166H195V167H193ZM241 166H243V168H241ZM256 166H258V165H256ZM223 167H224V169L226 168V169H228V171H231V174L229 172H227V173H229L227 176H229L228 178H229V182L231 184L228 182V183H226V185H224L225 183H223V182L228 181V180H226V179H228L227 176L225 175L226 173L223 174L226 171L223 172L224 169H221ZM255 167H254V170L257 169V171H258V167L257 168H255ZM170 168H171V170H170ZM173 168H175V169H173ZM206 168H207V170H206ZM219 168L221 170H219ZM26 169H27V167H26ZM26 169H25V171H26ZM187 169L190 172L192 170L193 171L198 170V172H200L199 175L202 174V177L201 176H200L201 178L199 177L200 178L199 182L201 184H199V185L196 184V182H198L197 177L199 176L198 174H196L197 172L195 174H192V175L190 173L188 176L187 173H189V171ZM215 169L218 171L217 172L214 171ZM240 169L241 170L243 169L244 171L243 170L240 171ZM30 170H31V168H30ZM208 170L209 171L211 170L212 172H214V174H212L211 171L209 172ZM247 170H246V173L250 170L249 171L250 173H247V174L251 175V173H252V175H253L254 170H253V172H251L252 171L251 168H249L248 171ZM172 171L173 172L177 171L175 173H177L179 177H175V176L167 174V172H172ZM208 172H209V174H208ZM184 173H186V176H187L186 178H188V177L190 178V175L193 178V176L195 175V178H193V180H194V182L195 181L196 182L189 184V181L193 182L192 178L189 180L186 179ZM215 173H217L218 175ZM71 174H72V176H71ZM230 175H232L231 177L233 178V180H232L233 182L230 180L231 179ZM241 175H243V176H241ZM219 176H218V178H220ZM223 176L221 178H223ZM241 177H243V178H241ZM27 179L30 181H27ZM203 180H202V182H203ZM186 184H188V186H189L187 188L189 191L185 189L187 187ZM183 185H184V187H183ZM194 185H195V187L197 186L196 187V189L198 188L197 191L199 190L196 193L197 196H194V197H196V199L198 198L197 199L198 203L196 201L194 202V200H196V199L193 200V198H192L193 197L192 195H194V193H192V195L190 194V191L193 192V189H195V188H193ZM224 186L227 188H225ZM222 187H224L225 189L223 190ZM189 188H192V190H190ZM182 189H183V191H182ZM108 190L110 192H108ZM90 191H91V194L89 193ZM236 191L238 193H236ZM194 192H196V191H194ZM230 192L231 193L235 192V193H232L233 194L232 195ZM216 193H217V195H216ZM218 193H219V195H218ZM228 193H230V194L228 195ZM214 194L216 195L215 198H214ZM235 194L238 195L239 198L236 197ZM98 196H100V198ZM229 196H231V197L234 196V197L231 198ZM101 197H103L102 200H101ZM87 198H88L89 202H88ZM189 198L192 200H190ZM95 199H97V200H95ZM84 200L86 201V203ZM232 200H234V201H232ZM90 201L91 202L97 201V202L95 204L93 202L90 203ZM82 203H84L83 204L84 206L82 205ZM176 204H180L179 206H182V207H179L177 205L176 207H178L180 209L175 208V210H174L173 209L174 207L172 208L171 206H174ZM6 205H7V207L5 208L4 206H6ZM242 207H245V206H242ZM4 210H5V212H4ZM105 211L109 215H107ZM220 211L222 212V210H220ZM6 213L9 216H7ZM19 213L21 215L22 214H24V215L23 216L17 215ZM25 214L27 215L26 217H24ZM112 214H114L113 215L114 217L112 216ZM191 215H197L199 217V219L202 220V225L199 227L195 226L194 223L191 221V217H190ZM33 217L35 218V221H36V222L33 221L34 223L31 222L33 220L32 219ZM109 218H110V220L108 221ZM28 220H29V222H28ZM238 220L249 221V223H250L249 226L256 233L258 239L260 240L261 247H262L260 258L256 264H264V228L260 227L261 225H259L258 222L254 221L251 218L250 213H248L246 208H243L242 214L238 218ZM30 222L33 225H31ZM13 226H14V228H13ZM193 228L196 230H194ZM209 229H210V233H208L209 235H207L206 231ZM197 230H200L199 231L200 234ZM196 231L198 232V234L200 236L196 233ZM5 233H7V234H5ZM118 233L119 232L115 233L114 236L112 238H110L111 240L108 237V240L113 241L114 237ZM200 241H202V238ZM204 241H207V239H205ZM208 246L205 249H207ZM104 254H105V251H101V250H99L98 247H94V251H92V256L89 257L87 264H107L106 259H104Z\"/></svg>",
  "mask_w": 264,
  "mask_h": 264
},
{
  "label": "crops",
  "instance_id": "crops-1",
  "mask_svg": "<svg viewBox=\"0 0 264 264\" xmlns=\"http://www.w3.org/2000/svg\"><path fill=\"white\" fill-rule=\"evenodd\" d=\"M258 13V20H264L263 11ZM223 46L225 53L240 59L243 66L257 63L264 53L259 35L247 38L234 28L224 29ZM117 181L121 182L125 190L115 206L116 221L122 224V229L113 241H109V224L96 217L91 218L82 230L86 235V248L77 251L79 244L76 236L73 244L68 246V251L81 264L88 263L94 247L105 251L107 264H210L211 259L222 258L224 253L241 250L242 243L237 240L238 236L222 227L211 232L218 243L217 247H211L208 240L206 246L198 248L191 235L180 227L177 213L162 202L154 207L161 196L171 198L170 186L166 184L165 177H158L146 168L133 172L128 178L116 179L112 176L110 188ZM190 217L195 226L202 225L197 215ZM207 231L209 235L210 229Z\"/></svg>",
  "mask_w": 264,
  "mask_h": 264
}]
</instances>
